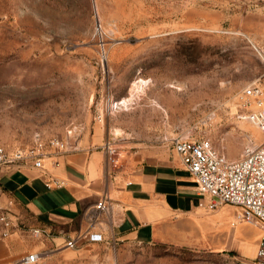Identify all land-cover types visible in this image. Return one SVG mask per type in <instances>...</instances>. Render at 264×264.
<instances>
[{"label":"rangeland","instance_id":"obj_1","mask_svg":"<svg viewBox=\"0 0 264 264\" xmlns=\"http://www.w3.org/2000/svg\"><path fill=\"white\" fill-rule=\"evenodd\" d=\"M264 0H0V144L41 135L79 144L108 138L122 162L206 137L239 158L258 128L238 117V96L264 63ZM93 142V143H94ZM235 215V209L229 212ZM29 264H251L193 241L110 238L70 252L23 231Z\"/></svg>","mask_w":264,"mask_h":264},{"label":"crops","instance_id":"obj_2","mask_svg":"<svg viewBox=\"0 0 264 264\" xmlns=\"http://www.w3.org/2000/svg\"><path fill=\"white\" fill-rule=\"evenodd\" d=\"M104 141L53 155L42 168L31 162L6 167L0 205L13 228L0 238V260L10 258V251L18 260L16 242L28 247L22 233L35 229L48 239L46 248L70 252L67 240L88 230L84 215L104 194L114 205V229L102 221L92 230L102 232L105 240L193 241L255 258L261 228L239 220V206L226 203L210 210L211 196L199 193L174 147L114 163ZM89 243L94 242L80 240L77 247Z\"/></svg>","mask_w":264,"mask_h":264},{"label":"built area","instance_id":"obj_3","mask_svg":"<svg viewBox=\"0 0 264 264\" xmlns=\"http://www.w3.org/2000/svg\"><path fill=\"white\" fill-rule=\"evenodd\" d=\"M252 45L264 63V45ZM238 100L239 119L250 121L262 135L259 142L250 138L239 158L227 157L206 137L190 139L180 135L171 139V143L184 166L195 178L199 193L211 196V200L206 204L210 210L226 203L239 206L242 210L237 214V218L261 228V238L251 264H264V71L259 78L245 85ZM103 146L110 160L117 163L114 144L107 138ZM71 149H78L72 137L58 136L46 140L38 135L26 149L18 147L9 150L0 144V199L3 192L1 179L6 167L31 162L34 167L42 168L47 158ZM54 182L61 185L59 180ZM113 210L112 199L108 194H104L84 215L89 223L88 230L69 238L66 246L75 248L80 240L94 243L105 241L102 232L92 229L102 221L114 229ZM12 228L13 222L8 211L0 205V238L8 237ZM34 232L36 235L41 234L40 229H35ZM42 255V252L34 251L26 254L22 260L27 264L36 263Z\"/></svg>","mask_w":264,"mask_h":264}]
</instances>
